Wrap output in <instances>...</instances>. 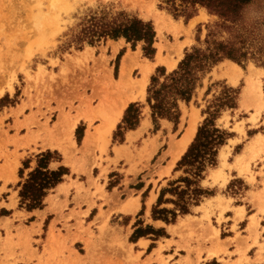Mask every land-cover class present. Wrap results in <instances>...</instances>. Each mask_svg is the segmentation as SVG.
<instances>
[{
    "label": "rangeland",
    "instance_id": "rangeland-1",
    "mask_svg": "<svg viewBox=\"0 0 264 264\" xmlns=\"http://www.w3.org/2000/svg\"><path fill=\"white\" fill-rule=\"evenodd\" d=\"M262 3L263 0H254L247 7L246 17L249 20L260 14ZM177 4L176 7L166 0H0V180H5V183L11 181V185L17 187L20 177L17 176L18 173L14 175L12 170L19 163L20 157L24 155L20 166L25 167L30 164L31 159L37 161L39 153L47 151L51 153L52 166H58L57 162L61 159H64L66 166L76 168L77 164L84 167L93 166L95 172L99 171L100 166L102 167L100 176L104 173L106 178L110 163H113L110 187L122 176L125 180H131L126 181L123 186L124 195L126 191L131 192L129 185L142 183L138 181L140 178L147 177L155 180L156 184V178H162L165 173L170 176L169 167L173 166L180 168V171L170 176L169 185L166 187L175 193L173 198L175 205L160 206L162 198L168 192L164 190L153 209L155 215H161L170 221L175 220L179 213H185L179 204L187 202L190 211L194 204L200 203L205 196L215 191V188L198 185V181L214 167H218L221 174L211 173V176L215 180L226 179L224 168L229 166L228 157H232V153L239 150L253 133H257L253 143L257 151L251 157L262 153L264 156L262 59L251 58L240 64L224 58L202 76L191 100L179 101L177 117H159L156 122L153 120L152 108L147 100L152 76L158 75L164 80L165 75L178 66L188 50L194 45L204 44L209 24L217 20V16L211 14L205 6L191 5L186 9L181 1H177ZM120 12L153 21L157 31L154 42L156 51L153 56L145 53L144 41H138L133 46L132 42L123 36L101 38L94 43L88 40L76 41L75 34L86 16L94 13L113 16ZM189 12H193V15L189 16ZM258 31L264 36V25L259 26ZM182 38L184 39L181 40ZM161 43L163 47H160ZM180 47L182 55L177 66L171 69L167 64V58L171 55L178 56L177 51ZM129 51L134 56L132 75H140L145 62L153 64V69L145 94L129 102L109 135L104 129L101 132L100 126L104 119L100 114L101 112L105 116L111 114L110 104L118 95L113 88L115 77H119L122 59ZM228 59L238 63L242 68L236 81L229 76L232 63ZM225 91L234 96L235 102L233 106L222 108L216 119L217 126L229 132L226 142L220 146L223 148L221 153L223 160L220 161L218 150L216 163L208 162L202 176L196 177L194 173L196 166L188 164L179 166L178 163L209 115L206 111L209 104L223 97ZM102 100L106 104L104 107L102 105L103 109L100 112L98 107ZM132 102H138L140 120L136 126L127 127L123 120ZM193 117L198 118L196 135L186 150L179 157H175L172 154L174 153L172 146L179 140ZM59 118L61 122L65 119L64 121L68 120L70 123L77 118V122L72 129L68 121L66 122L68 125L63 123L64 126ZM80 120L82 121L79 122ZM58 122L62 126L58 124L60 132L56 127ZM87 126L88 131H85ZM66 127L68 129H65ZM31 130L35 132L32 133ZM30 135H33L32 139ZM46 135L49 139L53 135L51 138L55 140L49 143ZM57 138L60 139V145L56 141ZM65 140L67 147L72 146L66 147V152L63 149L66 145ZM171 144L173 145L170 146ZM103 162H106V165H103ZM165 163H169L168 169H165ZM174 180H183V186L180 188L179 184L178 186L174 184ZM238 180L240 179H233L231 185L236 184ZM99 186L93 194L100 192L99 196L105 201L112 200L113 194ZM2 188H5L3 192L5 195L6 184L0 187V190ZM83 191L90 192L89 187L78 185L72 190L74 193ZM14 197L12 195V198ZM17 200L19 205L26 207L27 204H21L20 197L17 196ZM5 210L9 209L0 207V213ZM110 212L107 210L106 213L102 211L99 214L100 218L102 217L99 225L100 241L108 250L117 244L122 252V259L113 263L106 259L103 264H141L140 258L137 257L139 255L133 254L132 241L143 233H154L150 234L151 237H158L162 230H156L147 224L129 230L125 239L117 233L116 236L108 234L109 230H114V226H118V223L122 225L131 216L129 214L123 218L119 215L111 216ZM80 230H84V227ZM94 234L92 231L91 236ZM87 240L86 244L89 243ZM143 262L142 264H146V261Z\"/></svg>",
    "mask_w": 264,
    "mask_h": 264
},
{
    "label": "crops",
    "instance_id": "crops-1",
    "mask_svg": "<svg viewBox=\"0 0 264 264\" xmlns=\"http://www.w3.org/2000/svg\"><path fill=\"white\" fill-rule=\"evenodd\" d=\"M85 131H88V126ZM256 137L257 133L250 135L240 149L228 157L229 166L224 168L226 179L215 180L211 176V173L218 172V167L200 178L198 185L215 188V191L194 204L189 212L179 213L175 220L170 221L153 213L154 205L158 204L164 190L168 192L160 206L175 205V193L166 185H169L170 176L180 168L169 167V163L164 167H169L170 176L165 173L162 178H156V184L155 180L140 178L138 181L142 183L129 185L131 192L126 191L124 195L123 186L131 180L122 176L110 187L113 163H110L106 178L104 173L100 176V166L95 172L93 166H66L64 159L57 162L58 166H52L50 161V169L65 167L62 179L47 189L43 205L31 208L19 205L17 196L22 200L23 184L30 171L38 165L40 156H37V161L31 159L30 164L21 167L23 155L12 170L20 177L17 187L12 186L11 181L5 183V180H0V187L6 184L7 189L5 195V188L0 190V207L9 209L0 213V264H103L106 259L110 263L121 261L122 252L117 244L108 250L100 241L102 217L99 214L107 210L111 211V216L123 218L131 215L127 222L118 223L108 234L116 236L117 233L125 239L129 230L147 224L162 230L158 237H151L150 234L154 233H143L132 241L133 254L139 255L141 264L143 261L146 264H264V156L262 153L251 157L257 151L253 146ZM222 149H219L220 161L223 160ZM233 179L240 180L231 185ZM175 183L181 188L184 181L174 180ZM78 185L89 187L90 192H72ZM98 185L113 194V199L105 201L99 196L100 192L93 194ZM21 204L27 203L21 201ZM82 227L84 230H80ZM91 230L94 236H91Z\"/></svg>",
    "mask_w": 264,
    "mask_h": 264
},
{
    "label": "trees",
    "instance_id": "trees-1",
    "mask_svg": "<svg viewBox=\"0 0 264 264\" xmlns=\"http://www.w3.org/2000/svg\"><path fill=\"white\" fill-rule=\"evenodd\" d=\"M177 7V1L187 9L198 4L205 6L211 14L217 16L215 23L209 24L204 44L194 45L188 50L178 66L161 80L153 75L148 87L147 100L152 108L153 120L159 117L178 116L179 101L191 100L202 76L215 64L224 58H229L244 64L254 58L262 59L264 64V36L258 31L264 25V0L260 6V14L249 20L246 9L254 0H166ZM189 16L193 12L188 13ZM156 28L151 20H145L137 15L120 12L108 16L106 14H91L84 18L81 28L75 34L78 42L88 40L94 43L101 38L125 37L133 46L138 41H144L146 54L153 56L156 51L154 42ZM202 42V43H203ZM230 90V89H228ZM234 96L225 91L223 97L209 104V115L199 127L197 135L188 150L179 161V166L188 164L195 167V176L201 177L206 164H215L220 146L226 142L229 132L217 126L216 119L225 106L234 105ZM140 120L138 102H132L126 110L124 122L127 127H134ZM121 128V124L119 125ZM50 151L39 154L38 165L29 173L21 189L22 202L31 208L43 203L47 189L62 179L63 170L50 169ZM201 189V188H199ZM28 200V201H26ZM179 204V203H177ZM182 211H189L187 202L179 204Z\"/></svg>",
    "mask_w": 264,
    "mask_h": 264
},
{
    "label": "bare ground",
    "instance_id": "bare-ground-1",
    "mask_svg": "<svg viewBox=\"0 0 264 264\" xmlns=\"http://www.w3.org/2000/svg\"><path fill=\"white\" fill-rule=\"evenodd\" d=\"M196 18V17H195ZM161 23V22H160ZM159 23V24H160ZM157 26V25H156ZM162 26V25H161ZM162 33V32H161ZM183 45V44H182ZM166 46V45H165ZM164 46V47H165ZM179 46V45H178ZM178 46H176L177 48H178ZM160 47H163L162 46V43H161V45H160ZM182 47V46H181ZM181 47L179 48V50L177 51V54H178V56H175V55H171V56H169L168 58H167V64H168V66H169V68H171V69H173V68H175L176 66H177V64H178V61H179V58L181 57V55H182V49H181ZM172 48H173V46H172ZM163 49V48H162ZM173 49H175V47L173 48ZM161 49H159V51H160ZM173 53H175V52H173ZM160 58H162V57H160ZM158 60V59H157ZM164 60V59H163ZM133 61H134V56H133V53H131L130 51L129 52H127L125 55H124V57H123V59H122V64H121V72H120V75H119V77H115V83H114V89H115V91H116V93L118 94L117 95V98H116V100L114 101V102H112V104H110L111 105V111H110V115H108V116H105V114L103 113V112H101L102 111V105H103V107L105 106V102L102 100V101H100L101 102V104L99 105V107H98V111H100L101 112V114H100V117H102V119H104V121H102V125L100 126V124H99V126L100 127H102L101 128V132H103V129L105 130V131H107V133L109 134L110 132H111V130L113 129V127L116 125V122L120 119V117L122 116V114H123V112H124V110H125V108L127 107V105L129 104V102L132 100H134V99H137V98H139V97H141V96H143L144 94H145V90H146V87H147V83H148V81H149V78H150V73H151V70L153 69V66H152V64L151 63H149V62H145L144 64V66H142V71H141V74L140 75H138V76H134V75H132V65H133ZM228 61H230L231 63H232V70L229 72V76H230V78L233 80V81H236L237 80V78L239 77L238 75L240 74V72H241V70H242V68H241V66L238 64V63H236V62H234V61H231V60H229L228 59ZM166 62V61H165ZM223 62V61H222ZM227 72V71H226ZM254 72V71H253ZM250 74V73H249ZM253 74V73H252ZM253 78V77H252ZM250 81V80H249ZM253 81V80H252ZM251 82V81H250ZM253 83V82H252ZM99 102V103H100ZM103 103V104H102ZM79 115V114H78ZM99 115V114H98ZM77 116V115H76ZM99 117V116H98ZM72 118V117H71ZM75 118V117H74ZM73 118V119H74ZM197 119L198 118H196V117H193L191 120H190V123H189V126L187 127V130H186V132H184V135H182V138L181 139H177L178 141L176 142V144L174 145V146H172L173 144H171L170 146H172V147H174V153L172 152V154H174L175 155V157H179V155L183 152V151H185L186 150V148H187V146L189 145V143L192 141V139L194 138V136H195V134H196V131H197V128H198V122H197ZM65 120V119H64ZM63 120V122H61L60 121V118H59V121H60V123H65V125H68V124H70L69 126H70V128H74V126H75V124H76V122H77V118L76 119H74V121H72L71 123H70V121H64ZM68 124H67V123ZM59 122L57 123V125H56V127H57V130L60 132V130H59V127H58V124H60ZM64 125V124H63ZM64 125V126H65ZM59 126H61V124L59 125ZM68 126V127H69ZM99 126H96V127H99ZM62 127V126H61ZM60 127V128H61ZM50 129V128H49ZM65 129H68L67 127L65 128ZM97 129V128H96ZM96 129H94L95 130V132L97 131ZM56 129H55V131H57ZM54 131V130H53ZM52 131V132H53ZM66 131V130H65ZM31 132H32V130H31ZM31 132L29 133V134H31ZM34 132H35V130H34ZM34 132H32V133H34ZM47 132V131H46ZM51 132V133H52ZM68 132V131H67ZM66 133V132H65ZM94 133V132H93ZM57 134H60V133H58L57 132ZM56 134V135H57ZM62 135H63V133H61ZM95 134V133H94ZM98 134V133H97ZM96 134V135H97ZM48 135V134H47ZM46 135V136H47ZM53 135H55V134H53ZM53 135L51 136V137H53ZM110 135V134H109ZM29 136V135H28ZM27 136V137H28ZM32 136L33 135H30V137H31V139H32ZM48 137V136H47ZM50 137V139H49V137H48V141H49V143H52L53 142V140H55V139H52ZM108 137V136H107ZM54 138H56V137H54ZM58 138H60L61 139V137H58ZM58 138H57V143H59L58 145H60V142H59V140H58ZM69 138H71V137H69ZM69 138H67V139H69ZM90 138V137H89ZM91 138H93V137H91ZM66 139V140H67ZM65 140V141H66ZM70 141H73V140H70ZM73 142H75V140L73 141ZM62 143V142H61ZM70 143V142H69ZM66 144V145H65ZM65 146H63L64 148L63 149H65V152L67 151V148L69 147V148H71L72 146H68L67 147V141L65 142ZM52 145V144H51ZM57 145V146H58ZM53 146H55V145H53ZM67 147V148H66ZM172 147H170L171 148V150H172ZM169 148V149H170ZM69 150V149H68ZM69 153V152H68ZM171 153V152H170ZM219 174H221V172L219 171L218 172ZM223 176V175H222Z\"/></svg>",
    "mask_w": 264,
    "mask_h": 264
}]
</instances>
